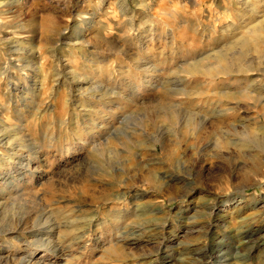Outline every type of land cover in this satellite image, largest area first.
Instances as JSON below:
<instances>
[{
    "label": "rangeland",
    "instance_id": "1",
    "mask_svg": "<svg viewBox=\"0 0 264 264\" xmlns=\"http://www.w3.org/2000/svg\"><path fill=\"white\" fill-rule=\"evenodd\" d=\"M259 22L264 0H0V264H264Z\"/></svg>",
    "mask_w": 264,
    "mask_h": 264
},
{
    "label": "bare ground",
    "instance_id": "2",
    "mask_svg": "<svg viewBox=\"0 0 264 264\" xmlns=\"http://www.w3.org/2000/svg\"><path fill=\"white\" fill-rule=\"evenodd\" d=\"M21 26V25H20ZM18 29V28H17ZM14 31V30H12ZM248 35L246 37H243L242 41H241V48L243 47L244 49H246L247 52L250 53V51L253 49L254 53H259L260 52V48L261 46H264V22H259L258 25H256L255 27L251 28L250 31H248ZM264 48V47H263ZM221 52V51H220ZM246 52V53H247ZM248 53V54H249ZM262 53L260 52V55ZM234 55V54H233ZM263 56V55H262ZM239 58H236L235 61L237 60H242L244 59V54H243V51L238 55ZM260 57V56H259ZM235 58V57H234ZM258 59V58H257ZM18 60V59H17ZM238 62V61H237ZM236 62V63H237ZM249 61H247L248 63ZM235 64V63H233ZM239 64V63H237ZM236 64V65H237ZM250 65V63H249ZM188 70L187 72L191 75H194L195 73H199L203 78H207V79H210L212 81L218 79L219 75H226L228 76L230 73H226L224 72L225 69H227V67H223L222 65H217V66H203L202 63L199 61L198 63H192L190 65H188ZM214 71V73H212ZM186 72V71H185ZM238 72H240V70H238ZM243 72V71H241ZM59 73V72H58ZM254 87V86H253ZM248 93H246L247 95ZM222 96L224 97H227V98H231L232 95H229V93H224L222 92L221 93ZM248 97V96H247ZM243 98V97H242ZM256 98V97H254ZM253 99V98H252ZM256 100V99H255ZM260 102V101H259ZM228 110V109H227ZM227 110L225 111H222V112H217V116L220 117L221 114L223 112H226ZM224 114V113H223ZM264 118V116H263ZM203 121V120H202ZM204 122V121H203ZM202 122V123H203ZM195 125V124H194ZM202 126V125H201ZM197 129V128H196ZM153 176V175H152ZM151 178V177H150ZM149 178V179H150ZM152 179V178H151ZM41 263V262H40ZM33 264V263H32Z\"/></svg>",
    "mask_w": 264,
    "mask_h": 264
}]
</instances>
